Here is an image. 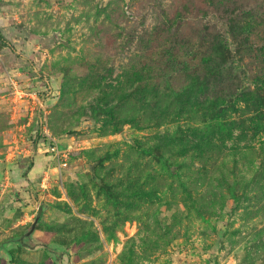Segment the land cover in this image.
Here are the masks:
<instances>
[{"label": "rangeland", "instance_id": "obj_1", "mask_svg": "<svg viewBox=\"0 0 264 264\" xmlns=\"http://www.w3.org/2000/svg\"><path fill=\"white\" fill-rule=\"evenodd\" d=\"M0 264H264V0H0Z\"/></svg>", "mask_w": 264, "mask_h": 264}, {"label": "built area", "instance_id": "obj_2", "mask_svg": "<svg viewBox=\"0 0 264 264\" xmlns=\"http://www.w3.org/2000/svg\"><path fill=\"white\" fill-rule=\"evenodd\" d=\"M10 78L11 82V89L14 95H16L15 99H24L31 102L33 105L32 107L35 109V111L41 113V115L44 116V119H42L43 123H46L47 127H45V134L50 135V131L48 130V113H49V104L47 98L44 96L45 92L50 91L47 86L43 87V89L36 87V88H25L20 85V82L18 80V76L15 74H10L8 76ZM48 96L50 95V92L47 93ZM49 99V98H48ZM68 151H70V148L68 149H62L58 144L51 143L47 150L45 152L51 153L52 155H55L56 157L60 156H67Z\"/></svg>", "mask_w": 264, "mask_h": 264}, {"label": "trees", "instance_id": "obj_3", "mask_svg": "<svg viewBox=\"0 0 264 264\" xmlns=\"http://www.w3.org/2000/svg\"><path fill=\"white\" fill-rule=\"evenodd\" d=\"M221 51H222V54H223V58H225L227 55H229V53H231L232 49H231V43L229 42L228 38H224L222 39V43H221ZM236 55L233 54L232 56L230 55V57H235ZM233 59H236V58H233ZM229 63V62H227ZM234 63V62H232ZM233 65V64H232Z\"/></svg>", "mask_w": 264, "mask_h": 264}, {"label": "water", "instance_id": "obj_4", "mask_svg": "<svg viewBox=\"0 0 264 264\" xmlns=\"http://www.w3.org/2000/svg\"><path fill=\"white\" fill-rule=\"evenodd\" d=\"M43 214H44V209H42V210L39 212V214H38V216H37V218H36V220H35V222H34V224H33V227H32V230H31V231L35 230L37 224L42 220V218H43ZM29 237L31 238V234H29ZM26 246H27L28 248L36 249V247H35V246H32L31 244H26ZM44 246H46V245H44Z\"/></svg>", "mask_w": 264, "mask_h": 264}]
</instances>
